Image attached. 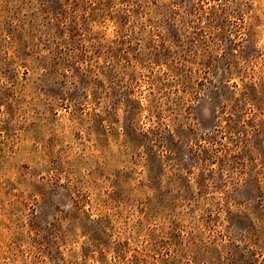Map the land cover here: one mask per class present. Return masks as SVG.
<instances>
[{"label": "rangeland", "instance_id": "374dc122", "mask_svg": "<svg viewBox=\"0 0 264 264\" xmlns=\"http://www.w3.org/2000/svg\"><path fill=\"white\" fill-rule=\"evenodd\" d=\"M0 264H264V0H0Z\"/></svg>", "mask_w": 264, "mask_h": 264}]
</instances>
